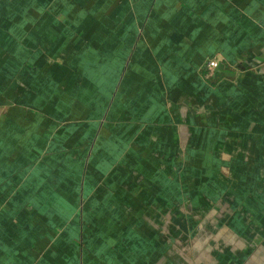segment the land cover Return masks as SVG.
<instances>
[{"label": "crops", "instance_id": "1", "mask_svg": "<svg viewBox=\"0 0 264 264\" xmlns=\"http://www.w3.org/2000/svg\"><path fill=\"white\" fill-rule=\"evenodd\" d=\"M0 264H264V0H0Z\"/></svg>", "mask_w": 264, "mask_h": 264}, {"label": "built area", "instance_id": "2", "mask_svg": "<svg viewBox=\"0 0 264 264\" xmlns=\"http://www.w3.org/2000/svg\"><path fill=\"white\" fill-rule=\"evenodd\" d=\"M207 65L210 68V72H213L218 65V61L216 59H210Z\"/></svg>", "mask_w": 264, "mask_h": 264}, {"label": "water", "instance_id": "3", "mask_svg": "<svg viewBox=\"0 0 264 264\" xmlns=\"http://www.w3.org/2000/svg\"><path fill=\"white\" fill-rule=\"evenodd\" d=\"M216 71H220V72H225L223 69V64L222 63H218V65L215 68Z\"/></svg>", "mask_w": 264, "mask_h": 264}]
</instances>
